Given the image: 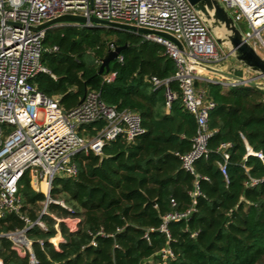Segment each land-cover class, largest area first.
Segmentation results:
<instances>
[{"label":"trees","instance_id":"1","mask_svg":"<svg viewBox=\"0 0 264 264\" xmlns=\"http://www.w3.org/2000/svg\"><path fill=\"white\" fill-rule=\"evenodd\" d=\"M111 43L123 47V59L100 74ZM41 61L55 77L40 72L31 82L58 96L65 109L78 105L87 90H99L107 104L138 112L146 131L133 142H108L105 157L78 152L77 175L55 177L49 193L35 190L25 172L20 212L0 217V264H28L4 235L23 228L38 264H264V160L247 148L264 154L263 88L237 84L224 90L221 83L196 82L215 102L209 116L214 132L208 156L195 162L192 173L180 155L192 147L195 116L180 98L167 110L164 87L148 79L176 71L163 45L128 30L61 25L46 31ZM170 84L178 90L176 81ZM223 143L229 145L223 149ZM252 178L260 182L251 185ZM196 183L200 193L194 197ZM192 205L188 218L168 223L170 237L159 230L164 215ZM68 218L79 219L76 230ZM59 233L56 246L52 239ZM164 247L174 257L165 259Z\"/></svg>","mask_w":264,"mask_h":264},{"label":"built area","instance_id":"2","mask_svg":"<svg viewBox=\"0 0 264 264\" xmlns=\"http://www.w3.org/2000/svg\"><path fill=\"white\" fill-rule=\"evenodd\" d=\"M219 1L233 17L245 39L258 53L261 50L264 57V0ZM66 14L96 17L163 32L182 45L180 47L161 34H141L163 45L165 53L175 62L176 71L171 77L148 78L155 88L164 87L166 108L169 109L180 98L184 108L195 116L197 128L192 147L180 155L187 171L194 173L195 162L208 156L209 141L214 132L209 125V116L215 102L207 96L205 88L196 86V82H217L226 89L238 84L236 80L207 68L211 66L231 72L222 65L232 54L221 49L202 13L188 0H0V217L20 212L19 181L25 172L30 173L35 190L49 193L55 177L77 175L78 166L74 158L78 152L91 150L102 155L108 142L118 138L133 142L146 131L138 112L107 104L99 90H87L81 103L65 109L58 96L45 94L31 82L40 72L55 77L41 61L43 40L48 29L39 27ZM242 22L247 26L246 31L240 26ZM61 25L85 26L79 22L56 26ZM110 48L115 49L116 46L111 43ZM118 58L122 61L123 56L119 54ZM199 68H207L206 73H214L218 77L210 79ZM251 71L247 67L244 69V73ZM115 74L113 72L105 79L113 80ZM172 81L177 82L178 90L172 88ZM228 145L223 143L221 147L225 149ZM247 148L248 154L264 160L261 151ZM228 157L224 152L225 160ZM221 170L226 175L225 163L221 164ZM259 182L260 179L252 178L250 183ZM199 193L196 183L192 195L195 197ZM49 201L52 199L48 195L46 203ZM194 209L192 205L185 211L164 215L159 230L170 237L168 223L188 218ZM78 221V218L66 219L71 230L77 229ZM36 223L44 226L42 221ZM26 233L27 228H23L4 235L11 239L12 247L20 255L28 257V264H38L33 241ZM92 243L96 244L95 241ZM160 252L165 259L174 257L170 247H164Z\"/></svg>","mask_w":264,"mask_h":264},{"label":"water","instance_id":"3","mask_svg":"<svg viewBox=\"0 0 264 264\" xmlns=\"http://www.w3.org/2000/svg\"><path fill=\"white\" fill-rule=\"evenodd\" d=\"M188 1L197 10H199L202 13L211 32L215 36L218 44L220 43L221 45H227L229 52L232 54V56H234V58L241 65L255 72L256 77L245 78L243 76L234 74L232 72L219 70L211 66H208L207 68L211 71L221 73L233 80H236L238 84H249L260 88H264V57L260 53H258L255 50V48L245 39L242 31L237 26L230 13L225 9L223 4L219 0H188ZM66 22H79L88 27L107 26L115 29L128 30L131 32H135L137 34H147V33L161 34L175 41L176 43L179 44L180 47H182V45L178 42V40H176L173 36L169 34L163 32H157L146 28H139L130 24L106 21V20L98 19L96 17L87 18L85 16L66 14L45 22L39 28L50 29L52 27H55L59 23H66ZM220 27L224 28V32H222L221 35L215 32L216 29ZM122 48L123 47H116L115 49L109 48L107 50V53L103 58L102 64L100 66V70H99L100 74L103 73L104 71L110 70L111 62L118 58ZM256 78H262L263 82L255 81ZM84 98L85 95L80 100V103L84 100ZM102 156L105 157L106 155L102 154ZM151 202L155 204V201H151Z\"/></svg>","mask_w":264,"mask_h":264},{"label":"rangeland","instance_id":"4","mask_svg":"<svg viewBox=\"0 0 264 264\" xmlns=\"http://www.w3.org/2000/svg\"><path fill=\"white\" fill-rule=\"evenodd\" d=\"M240 26L242 27V29L244 30V31H246L247 30V26H246V24L245 23H240ZM105 28H111V27H107V26H104ZM113 29H115V28H113ZM119 30H123V29H119ZM215 32H217L219 35H221V30L219 29V28H217L216 29V31ZM216 33V34H217ZM219 45H220V47H221V49L222 50H224L225 51V53L226 54H228L229 53V49H228V47H227V45H221L220 43H219ZM259 52H260V54L263 56V52L261 51V50H259ZM225 62H229V63H232V64H234L235 65V68L236 69H234V67H232V66H226L227 68V70H229V71H231L232 73H234V74H237V75H242V76H246V77H248V78H255L256 77V73L255 72H253V71H251V72H249V73H244V69H245V66H243V65H241L235 58H234V56H229L226 60H225ZM224 62V63H225ZM223 67H225V65L223 64L222 65ZM206 73V72H205ZM216 78V77H215ZM222 80V79H221ZM255 81H257V82H263V79L262 78H256L255 79ZM264 89V88H263ZM44 187H45V185H44ZM45 189V188H44ZM59 202H62L63 203V201H59ZM43 209H46V202H44L43 203Z\"/></svg>","mask_w":264,"mask_h":264},{"label":"crops","instance_id":"5","mask_svg":"<svg viewBox=\"0 0 264 264\" xmlns=\"http://www.w3.org/2000/svg\"><path fill=\"white\" fill-rule=\"evenodd\" d=\"M224 65H225V67H224V69H226L228 66H232V67H235V65L234 64H232V63H229V62H225L224 63ZM227 66V67H226ZM206 75H207V77L208 78H217L218 76H216V74H214V73H206ZM224 90H227L226 88H224ZM167 109V108H166ZM168 110V109H167ZM247 146H249V145H247ZM250 147V146H249ZM62 240V237H61V234L59 233L55 238H53L52 239V241L54 242V244L57 246L58 245V243L60 242Z\"/></svg>","mask_w":264,"mask_h":264},{"label":"bare ground","instance_id":"6","mask_svg":"<svg viewBox=\"0 0 264 264\" xmlns=\"http://www.w3.org/2000/svg\"><path fill=\"white\" fill-rule=\"evenodd\" d=\"M219 29L221 30V32H224V28L223 27H220ZM199 69H200V71H204V72L208 71L207 68H199Z\"/></svg>","mask_w":264,"mask_h":264}]
</instances>
